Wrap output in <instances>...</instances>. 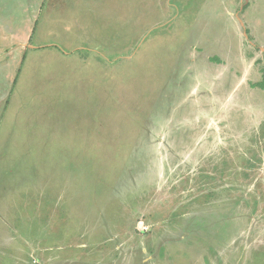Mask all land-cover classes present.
Here are the masks:
<instances>
[{
	"label": "rangeland",
	"instance_id": "rangeland-1",
	"mask_svg": "<svg viewBox=\"0 0 264 264\" xmlns=\"http://www.w3.org/2000/svg\"><path fill=\"white\" fill-rule=\"evenodd\" d=\"M263 80L264 0H0V264H264Z\"/></svg>",
	"mask_w": 264,
	"mask_h": 264
},
{
	"label": "trees",
	"instance_id": "trees-1",
	"mask_svg": "<svg viewBox=\"0 0 264 264\" xmlns=\"http://www.w3.org/2000/svg\"><path fill=\"white\" fill-rule=\"evenodd\" d=\"M32 37H33V36H32ZM15 83H16V82H15ZM15 83H14V84H15ZM253 87H255V88H260V89L264 90V80L261 81L260 83L254 84Z\"/></svg>",
	"mask_w": 264,
	"mask_h": 264
}]
</instances>
